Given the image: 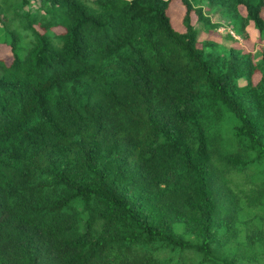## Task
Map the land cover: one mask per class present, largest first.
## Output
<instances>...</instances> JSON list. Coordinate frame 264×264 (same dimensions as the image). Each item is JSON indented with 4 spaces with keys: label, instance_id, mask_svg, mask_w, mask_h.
Instances as JSON below:
<instances>
[{
    "label": "trees",
    "instance_id": "16d2710c",
    "mask_svg": "<svg viewBox=\"0 0 264 264\" xmlns=\"http://www.w3.org/2000/svg\"><path fill=\"white\" fill-rule=\"evenodd\" d=\"M204 4L264 41V0H0V264H264V49Z\"/></svg>",
    "mask_w": 264,
    "mask_h": 264
},
{
    "label": "rangeland",
    "instance_id": "374dc122",
    "mask_svg": "<svg viewBox=\"0 0 264 264\" xmlns=\"http://www.w3.org/2000/svg\"><path fill=\"white\" fill-rule=\"evenodd\" d=\"M205 15H208L213 24H217L219 26V29L216 30H203L201 33V40H207L211 41L215 45H217L220 49H243L248 52L255 51L254 54L256 58L260 60V53L261 49H264V41L261 42L259 40V34L258 30L254 26V24H250V26L246 30V36H243L241 33H238L240 35V38H229L227 35H230L229 33V27H230V20L220 17L221 15L217 13L215 8H209L206 4L202 5ZM179 12V16L184 14V10L180 5H178L175 9V12ZM194 23L195 25L202 26L203 24H197L196 18L194 17ZM232 24V23H231ZM174 25L177 27V29H182L180 26V22L174 21ZM222 26V27H221ZM221 27V28H220ZM60 31V30H57ZM239 37V36H238ZM237 41V42H236ZM257 48L259 52L257 51ZM11 50L7 45L0 44V60L3 59L7 63L11 62ZM257 79V78H256ZM241 84H244L242 81Z\"/></svg>",
    "mask_w": 264,
    "mask_h": 264
},
{
    "label": "built area",
    "instance_id": "2783aa9c",
    "mask_svg": "<svg viewBox=\"0 0 264 264\" xmlns=\"http://www.w3.org/2000/svg\"><path fill=\"white\" fill-rule=\"evenodd\" d=\"M229 33L233 38H239L238 35L231 28H229Z\"/></svg>",
    "mask_w": 264,
    "mask_h": 264
},
{
    "label": "clouds",
    "instance_id": "9594fccd",
    "mask_svg": "<svg viewBox=\"0 0 264 264\" xmlns=\"http://www.w3.org/2000/svg\"><path fill=\"white\" fill-rule=\"evenodd\" d=\"M221 27H222V26H221ZM221 27H220V28H221ZM229 28H231V27H229ZM231 29H232V28H231ZM232 30L235 32V30H234V29H232ZM235 33H236V32H235Z\"/></svg>",
    "mask_w": 264,
    "mask_h": 264
}]
</instances>
